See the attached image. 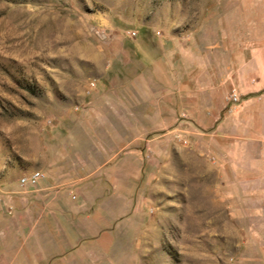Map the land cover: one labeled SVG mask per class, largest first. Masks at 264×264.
<instances>
[{
    "label": "rangeland",
    "instance_id": "rangeland-1",
    "mask_svg": "<svg viewBox=\"0 0 264 264\" xmlns=\"http://www.w3.org/2000/svg\"><path fill=\"white\" fill-rule=\"evenodd\" d=\"M221 11L218 0H0V183H20L42 170L52 152L73 146L64 140L81 134L82 114L91 117L95 78L109 85L116 77L106 71L120 77L140 66L142 54L131 39L161 36L166 45L170 36L202 40L207 25L216 39ZM227 14L232 23L233 8ZM177 128L175 138L160 145L148 142L159 132L137 144L140 155L130 159L140 168L132 175L127 209L114 222H101L81 252L55 255L49 264L249 260L239 247V224L213 190L215 170L200 143L185 136L186 126Z\"/></svg>",
    "mask_w": 264,
    "mask_h": 264
},
{
    "label": "crops",
    "instance_id": "crops-1",
    "mask_svg": "<svg viewBox=\"0 0 264 264\" xmlns=\"http://www.w3.org/2000/svg\"><path fill=\"white\" fill-rule=\"evenodd\" d=\"M218 5L216 39L210 25L202 40L131 39L142 54L140 66L120 77L106 71L116 77L109 85L95 78L91 117L78 121L81 134L66 138L73 146L52 152L43 171L35 169L49 181L37 188L0 183V264H49L55 255L81 252L101 222H114L127 209L140 168L130 159L137 144L159 132L148 142L160 145L180 125L200 143L216 172L218 202L239 224V247L251 256L238 264H264V0ZM231 87L240 94L236 103L228 99ZM105 199L116 204L108 207Z\"/></svg>",
    "mask_w": 264,
    "mask_h": 264
},
{
    "label": "built area",
    "instance_id": "built-area-1",
    "mask_svg": "<svg viewBox=\"0 0 264 264\" xmlns=\"http://www.w3.org/2000/svg\"><path fill=\"white\" fill-rule=\"evenodd\" d=\"M228 99L231 102H238L240 99V94L235 87H231L228 92ZM46 174L40 170H34L30 172L28 175H24L20 177L19 182L23 186H29L32 188H37L41 181L45 180Z\"/></svg>",
    "mask_w": 264,
    "mask_h": 264
}]
</instances>
